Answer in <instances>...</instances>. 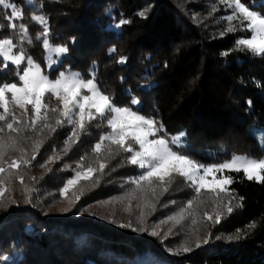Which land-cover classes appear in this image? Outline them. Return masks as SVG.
<instances>
[{"label":"trees","instance_id":"trees-1","mask_svg":"<svg viewBox=\"0 0 264 264\" xmlns=\"http://www.w3.org/2000/svg\"><path fill=\"white\" fill-rule=\"evenodd\" d=\"M9 2L23 9V20L16 23L26 24L33 39V44H24L26 54L45 66L42 41L33 36L42 30L30 19L36 10L28 0ZM41 5V13L49 18L53 43L67 44L70 49L64 64L83 73L95 71L102 87L124 104L130 98L125 92L129 89L131 97L141 101L138 108H143L142 114L163 122L170 136L185 133L182 142L192 158L212 163L234 153L261 155L252 129L264 128V57L235 50V41L250 33L238 30L221 36L223 31L203 27L196 17L190 16L196 6L182 0H41ZM142 10H147V19L137 15ZM5 15L11 12L0 7V23L5 25L0 37H15L7 27ZM112 18H126L131 23L117 32L109 27ZM113 45L117 52L110 56L108 49ZM225 52L228 55H223ZM119 56L129 57L127 64H118ZM120 77L125 78L124 82ZM11 78L0 73V80ZM139 85L150 87L142 89ZM99 130L102 128L95 124L89 126V134L82 135L79 143L62 154L50 166L52 171L43 172V168V173L33 168L41 167L59 149L66 134L57 129L25 134L32 140H23L20 146L29 154L33 140L43 141L31 167L22 168L25 184L37 187L41 194L51 190L58 193L74 174L86 145L96 141ZM126 155L107 159L109 165L98 185L81 181L77 189L83 188V194L71 211L47 209L44 202H36L35 191L31 192L30 204L25 199L19 206L11 204L7 211L0 207L4 212L0 213V264H264V184L246 179L243 172H224L234 180L229 186L235 196L233 213L224 212L217 224L197 219V224L185 228L182 233L186 235L182 236L179 231L176 237L167 239L151 236L119 227V221L110 223L112 216L100 217L86 210L91 203L135 189L123 183L125 174L135 176L139 172L137 166L124 163ZM65 165L72 168L66 169ZM120 165H125L123 171L119 170ZM33 176L38 180L33 181ZM17 184L18 180L12 182L5 194L6 202H10V193ZM175 197L174 193H161L159 189L155 198L148 194L147 199L156 205L150 219L162 213V202ZM191 197L180 196L184 200ZM240 197L244 198L242 207L238 206ZM129 220L133 222L132 218ZM253 222L256 226L250 228ZM209 233V243L195 248L196 237ZM237 233L239 240L228 239ZM185 240H189L192 252L174 255L166 251Z\"/></svg>","mask_w":264,"mask_h":264},{"label":"snow or ice","instance_id":"snow-or-ice-1","mask_svg":"<svg viewBox=\"0 0 264 264\" xmlns=\"http://www.w3.org/2000/svg\"><path fill=\"white\" fill-rule=\"evenodd\" d=\"M29 3L32 0H28ZM218 3L231 10V14L223 17L228 27L221 32L223 36L230 32L242 31L250 33L248 36H241L235 41V50L247 51L254 56L264 57V0H218ZM0 7L11 12L5 15L7 27L12 35L0 37V73L12 76L9 82L7 79L0 80V207L5 211L15 204V199L10 202L5 201V194L9 192L14 180H18L24 185V190L28 193L26 203H31V192L35 189L28 188L25 184V175L22 168L31 167L32 162L37 159L43 141L35 139L32 141V152L29 154L26 148L20 146L23 140H32V137L23 135L26 131L37 130L39 122L43 124L39 128V133L45 130L55 132L57 127L65 125L71 126V132L64 142V151H70L71 143H79L80 137L88 133L89 126L95 122V127L106 126L107 130L99 136L98 141L92 148L95 159L87 166L84 164L85 157H81L77 162L74 174L66 180L60 192L67 197L70 190L76 189L81 181L91 182L94 186L100 182L108 158H115L121 153L127 154L124 163L137 166L143 170L142 174L129 178V183L135 185L132 192L125 195L128 201L126 211H131V199L137 198L136 192L142 193L138 197L143 202L137 205L139 214L136 217L138 227H133V222L120 223L122 228H131L133 231L146 232L151 236H161L163 229L159 224L150 227L144 226L146 222L145 210L149 214L155 211V203L150 202L147 197L151 193L152 197L157 196V190L161 193L167 192L174 179L182 177L195 189L196 199L188 200L184 208L161 221V224L172 222V226L181 225L191 217V224L196 225L198 213L194 204L204 205L208 201L199 199L201 193L209 195V200L214 206V214L207 211L203 213V219L213 224L220 223L224 216V211L233 213L232 200L234 190L229 186L234 183L231 175H222L217 178V173L243 172L246 179L264 184V156L256 157L249 154H233L230 159L222 163L203 164L193 159L191 154H187L182 143L185 133L169 136L163 122L155 117L144 115L143 108H136L141 101L131 97L129 89H125L128 102L124 104L121 99L110 94L106 87H102L98 82L95 71L82 73L65 68L59 71L56 65H62L61 57H67L69 47L67 44H53L49 18L44 14L32 13L30 19L42 26V32L35 35L36 41H42V46L47 53V61L44 67L37 63L31 55L26 54L24 44H33L32 36L29 34L28 26L24 23L17 25V20H23V9L9 0H0ZM42 7V5H41ZM216 9L213 8V11ZM138 16L147 19V10L137 13ZM236 23L233 24L232 22ZM131 20L120 18L111 19L110 28L119 32L123 26L130 24ZM5 25L0 23V33L4 31ZM75 43V38H72ZM117 48L115 45L108 49L110 56L115 55ZM228 55V52L223 53ZM129 57L119 56L116 60L118 64H127ZM96 66V62L93 61ZM13 69L9 72V68ZM55 72V78H52ZM88 75L90 78H85ZM121 82L125 78L120 77ZM140 88L150 87V85H139ZM50 95L58 103L51 105L45 103V96ZM252 101H248L251 104ZM22 110L17 116L15 109ZM135 109V110H134ZM54 120V124L51 122ZM13 153V155H9ZM18 153V155L16 154ZM57 159L55 150L41 167H47L48 163H54ZM65 168H72L65 165ZM52 171V169H48ZM96 177L93 179V177ZM33 181L36 177H31ZM83 194V188L80 189ZM223 196L230 199L225 204ZM81 195H77L70 203L74 206L79 202ZM243 197L239 198V205H243ZM170 203L175 204V201ZM223 205V207H221ZM65 212L71 208H65ZM82 214V213H77ZM116 223L115 218L109 221ZM253 222L249 225L254 228ZM160 229V230H158ZM171 227L168 232L171 233ZM196 230L193 229L195 234ZM240 234L229 236V240H239ZM167 239V236L164 237ZM219 239V237H217ZM210 241V233L205 237H196L195 248H200ZM194 249L189 240H185L176 248H168L166 251L181 255L190 253Z\"/></svg>","mask_w":264,"mask_h":264},{"label":"rangeland","instance_id":"rangeland-1","mask_svg":"<svg viewBox=\"0 0 264 264\" xmlns=\"http://www.w3.org/2000/svg\"><path fill=\"white\" fill-rule=\"evenodd\" d=\"M39 1H40V3H39ZM182 1L183 2H187V3H191V4H195L196 7H193V9H194V11L196 9H198V11L197 12L196 11L195 12L194 11H190L189 14L192 17H196L198 22H199V24L202 25L203 27L209 28L210 30H218V31L219 30L220 31H225V29L228 27V24L225 22L223 17H226V16L230 15L231 14V10L228 9L227 7L219 4L218 0H182ZM30 4L36 10L33 13H35V14H43V13H41V6H40L41 0H32V2ZM197 6H199V7H197ZM200 8H202V10ZM213 8H215L216 10L213 11ZM32 22L34 24H37L34 21H32ZM232 23L235 24L236 22L233 21ZM38 26H40V25H38ZM40 28H41V30H43L42 26H40ZM39 32H42V31L34 32V34H33L34 38H35V35L37 33H39ZM50 39H51V37H50ZM51 41H52V39H51ZM52 43H53V41H52ZM53 44H55V43H53ZM67 57H68V55H67ZM67 57H61V59L63 60V64H64V59L67 58ZM44 58H45L44 61H45V64H46V61H47V53H46V51H45V57ZM0 59H2V58H0ZM59 66L60 65H56L54 67L57 68ZM42 67H44V66H42ZM65 68H70L73 71H79V70L72 69L69 64H64V67L62 69H60L59 71H64ZM9 70H11L9 72L13 71L11 66H10ZM92 71L93 70H90L87 73H91ZM52 78H55V73H53ZM85 78L87 79V78H90V77L88 75H85ZM12 79H13V77L11 78V80L9 82H11ZM44 102L48 103V104H51V105H56L58 103V101H56L50 95H46L45 96ZM135 107L138 108V105H136ZM0 111H2V109H0ZM15 112H16L17 116H19V115H21L22 110L19 109V108H16ZM144 115H146V114H144ZM52 123L54 124V120L52 121ZM42 124H43L42 121L38 123L37 130H39V128H40V126ZM94 124H95V122H93V125ZM61 128H65V131H64V129H61ZM101 128H102V130L101 131L99 130V133H97L95 135L96 141L90 142L88 145H86V147H88V148L86 149V151L84 153L81 154L82 157H85V160H84L85 166H87L89 163H91L95 159V157L93 156L91 150H92L93 146L95 145V143L98 141L99 136L101 134H103L104 131L107 130L106 126H104V125H102ZM56 129L60 130V131H63L66 134V137H65L64 141H61L59 143L60 144L59 149L56 150V152H55V155L57 157L56 160H58V158L62 154L65 153V151H64V142L67 139V136L71 132V126L70 125H65L63 127H57ZM34 132L35 131L28 130L23 135H25V134L26 135H32V134H34ZM252 132L255 134V136L258 139L259 146H260V151H261V155L260 156H264V128H253ZM181 143H182V145H183V147H184V149H185V151L187 153L188 152L187 146H185V143H183L182 140H181ZM73 145H74V143L70 144V149L73 148ZM231 156H230V158H231ZM260 156H257V157H260ZM230 158H228V159H230ZM228 159L226 157L224 159H219L218 161H215V162H212V163H203V164L222 163V162H224L225 160H228ZM56 160H55V162H56ZM105 162L109 165V163H108L109 161L107 162V160H106ZM53 164L54 163H48L47 167L35 166L33 168V170L35 172L39 173V172H42L41 170L44 168L43 172L45 170L47 172V170ZM118 168H119L120 171H123L125 169V165H120V166H118ZM142 171L143 170L139 169L138 174L135 175V176L130 175V174L129 175L125 174L124 175V179H123L124 180L123 183H126L128 185H133V187L135 188L134 184H131V183L128 182L129 178L141 175ZM216 175H217V178H219L222 175H224V173H217ZM37 180L38 179H36V181ZM24 187L25 186L21 185V184L14 185L13 191L10 193V195H11L10 196V201H11V199L14 198L15 201H16L15 204L17 206L21 205L22 202L25 201V199H26L25 198L26 192L24 190ZM28 188H31V187L28 186ZM175 188H176V190H175ZM31 189H33V188H31ZM132 191L130 189V190L126 191V192L121 193L120 195H118L116 197H112L113 199L112 198H106V199L99 200L97 202L91 203V204L86 206L87 207L86 210H90L91 212L94 211V213L96 215L100 216V217L105 216L106 218H110L112 216V218H115L116 221H119V224L120 223H125L126 220L129 221V219L132 218L133 227H137V226H139L138 223H137V220H136V217L139 214V209L137 208V205L141 204V202L139 201L140 199L139 198H132L131 199V206H132L131 207V211H126L125 210V208L127 207L128 201L125 200L124 197H125L126 194H128V193H130ZM54 192H56V191H52L51 190V191H47L44 194H41L40 193V189H38L36 187V189H35L36 202L39 203V204L44 202L46 208L49 209V210H53L54 209V210H56V212H65L64 211L65 208H71V209L73 208V205L70 203V201H74L75 197L77 195H81L82 196L80 189H77V188L73 189V190H70L68 195H67V197H65V196H63L61 194L60 189L58 190V193L57 192L54 193ZM167 192L168 193L172 192V194L174 193L175 196H176L175 197L176 199H169V200H166L164 202L161 201L162 205H160L161 207H159V210L162 209L163 211H161L162 213H160L158 215V218L153 216L152 219H150L151 216L153 215V212L151 214H149L148 211L145 210L146 220H148V218H149V221H146L144 226H149L150 227L153 224H159L160 225V229H163V231L161 233V236H159V237H163V238L165 236H167V237H171V236L176 237V234H178L179 232L181 233V236H182L184 234L182 232H183V230L185 228L193 227V225L191 224V217H189L187 220H185L183 224L176 225L174 227L172 226V222L171 221H169L168 223H165V224H161L160 222L166 220L168 216L173 215L174 213L178 212L181 208H184L186 206L188 200H195L196 199L195 189L185 179H183L182 177H178L177 176L174 179L173 183L169 186V189H168ZM137 193H139L140 195H143L139 191H137L135 195H137ZM163 193H166V192H163ZM54 194H57V197ZM180 194L181 195L183 194V196H185L186 198H188L190 196H192V197L190 199L184 200V199L180 198V196H181ZM209 195L210 194L206 195V194H204L202 192L201 196L199 198V199L208 201V203H206L204 205H199L198 201H197V203L194 204V208H195L196 212L198 213V215L196 216V219H198V220H202L203 213L205 211H207L209 214H214V206H213L212 202L209 200ZM136 197H138V196H136ZM44 198H47V201H43ZM222 199L224 200V202L226 204L227 201L230 199V197L223 196ZM171 201H175V204L170 203ZM234 203H235V199L232 200V206H233ZM221 207H223V205ZM2 210L4 211L5 209H2ZM3 211L0 210V213L1 212L4 213ZM170 211L172 212V214L169 213ZM200 211H202V212H200ZM224 212H226V210ZM90 215L92 216L93 214L90 213ZM199 216H201V217H199ZM170 227L172 229L171 233L168 232V229ZM160 229H158V230H160ZM177 231H179V232H177ZM184 235H186V234H184Z\"/></svg>","mask_w":264,"mask_h":264}]
</instances>
